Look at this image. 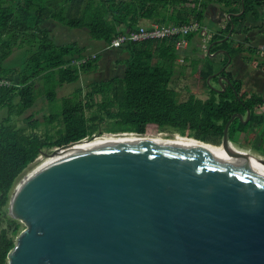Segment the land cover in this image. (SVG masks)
Instances as JSON below:
<instances>
[{
    "label": "trees",
    "instance_id": "1",
    "mask_svg": "<svg viewBox=\"0 0 264 264\" xmlns=\"http://www.w3.org/2000/svg\"><path fill=\"white\" fill-rule=\"evenodd\" d=\"M211 3L220 5L229 17L224 27L214 32L210 40L212 47L204 60H195L183 54V44L196 33H202ZM263 14L264 0H18L11 7L0 0V77L12 82L0 85V110L6 111L0 121V264H8L9 252L25 228L21 220L9 214L8 208L16 183L28 165L45 149L92 135L106 117L121 126L114 133L150 134L171 129L221 144L227 122L237 112L246 118L249 109L247 122L238 116L231 122L229 139L239 143L244 138L249 144L258 137L263 141L264 124L257 125L264 118V96L253 86H247L243 79L236 78L231 68L239 61L238 56L245 61L252 56V62L264 69V44L246 46L248 33L258 27ZM144 18L152 19L160 27L195 22L200 26L188 33L127 41L119 49H130L119 60L123 61V72L93 82L86 92L78 86L71 95L64 96L62 110L45 115L44 119L47 123L58 120L63 126L56 135L42 136L37 130L41 121L34 114L23 116L36 103L37 80L44 81L46 97L54 100L58 86L78 81L82 71H96L100 57L97 53L95 58L74 62L87 55L86 48L78 42L56 43L45 28V21L55 19L70 28L87 29L91 37L107 46L120 34L143 26L140 21ZM153 23L145 27L150 28ZM232 24L234 28L227 37ZM238 33L245 37L234 44ZM25 42L31 46L27 58L19 66H6L5 59L14 46ZM223 48L227 49L223 55L212 56ZM181 56L185 57L184 61H190L189 65L179 62ZM229 57L231 61L226 65ZM188 67L196 81L193 83L200 82L204 89L191 90L186 85L189 95L181 96L179 83L187 75ZM222 68L225 70L221 75L228 76L231 83L224 82V89L219 90L210 81L218 82L220 75L214 74ZM199 91L209 92L208 97H198ZM97 94H101L100 100ZM20 118L25 124L17 123Z\"/></svg>",
    "mask_w": 264,
    "mask_h": 264
},
{
    "label": "water",
    "instance_id": "2",
    "mask_svg": "<svg viewBox=\"0 0 264 264\" xmlns=\"http://www.w3.org/2000/svg\"><path fill=\"white\" fill-rule=\"evenodd\" d=\"M219 78L223 89V78L231 83ZM236 116L247 122L250 110L232 116L219 145L264 164L229 139ZM8 210L26 225L8 264H264V172L190 146L139 140L66 151L20 180Z\"/></svg>",
    "mask_w": 264,
    "mask_h": 264
},
{
    "label": "rangeland",
    "instance_id": "3",
    "mask_svg": "<svg viewBox=\"0 0 264 264\" xmlns=\"http://www.w3.org/2000/svg\"><path fill=\"white\" fill-rule=\"evenodd\" d=\"M207 13H208V15H210V18H206V20L212 27L217 25V22L219 20H221V16L225 17V19L228 16V14H223L222 10H220V5L215 4V3H211ZM78 37H81L80 38L81 40H79L78 44L79 45L85 44L86 48H87L86 49L87 52L96 51L100 54V57L98 60V65L100 66L102 64L103 67H100V69L98 71L97 70L96 71H82L81 72V78L78 81L72 82V83H66L64 85L58 86L57 97L54 100H49L46 97V89L47 88L45 87V91H44V81L41 79L37 80V87L39 88V90H38V97H37L36 103L23 116H26L29 114H34L35 117L41 121L40 126H38L37 130L42 136H45L47 133L56 135L57 130L63 126L62 123H58V120L55 121L54 123H47V121H45L44 119H45V115L47 116L52 112H57L59 110H62V106H63L62 103H63V97L64 96L71 95L78 86H81L84 89V92H86L88 89L91 88L93 82L108 79L116 73H122L124 70L123 61L117 62V63H113V62L120 60L122 57L127 56V53H129V51H130V49L128 47L123 48L121 50H119V49L121 46H125L128 42H125L121 46L116 47V48H109L108 49L109 53L104 54L102 52L103 50L100 51V49L98 47V44L101 41L91 37V35L89 36L86 33H83L80 29L72 30L70 32H65L61 38L56 37L55 41L57 43H62V44H69V43L71 44L72 43L71 41L73 39H77ZM233 39H234V36H233ZM196 44H200V43L197 42ZM186 72H187V75L182 76L180 83H179V87L181 88V96L189 95L188 94L189 89H191V90L192 89L200 90V88L204 89L203 84H201L200 82L198 83V85H195L193 83L195 81V79L193 80L194 76H192V74L189 72L188 68L186 69ZM244 81H245V84H247V86H249V87L252 86V84L250 82L247 83L246 80H244ZM257 84L259 87L264 88V82H262V83L257 82ZM186 85H188L190 88L187 89L185 87ZM210 85L216 89L223 90V85L220 83V78H218V82H216L214 79H212L210 81ZM219 85H222V87H219ZM196 95L198 97L206 99L209 95V92L199 91L196 93ZM96 98H97V100H100L101 94H97ZM87 113L89 115L92 114L91 111H88ZM5 115H6L5 109L0 110V121L4 118ZM17 123L19 125H22V124H25V121L22 118H20L19 120H17ZM119 128H121V126L119 124L115 123L112 119L106 117L105 120L101 124H99V126H97L95 128L94 133L92 135H88L87 137L92 138L96 135H101V134L108 133V132L114 133V130L119 129ZM160 132L163 135H167L170 137L174 136V134H175V131L171 130V129L165 130V131H160ZM157 133H159V132H152L150 134H157ZM232 143L234 144L235 147L243 148V149H246L249 151H253L256 155H260L259 152L264 153V139L262 141V140H260L259 137L256 140H254L252 142V144L244 142V138H241V141H239V143H236V142H232ZM241 143L242 144L246 143V145L244 144L245 146H243V145H241ZM255 143H259V145L256 146ZM45 150L50 151L52 149H45ZM256 151H259L258 152L259 154ZM41 156L46 157V155L44 153H41L34 162L29 164L28 167L26 168V170L21 175V177L18 179L16 185L20 182V180L22 178H24L25 175L30 173L34 168H36L42 162L43 159H40ZM260 156H263V155H260ZM8 212H9V210H8ZM24 225H25V223H24Z\"/></svg>",
    "mask_w": 264,
    "mask_h": 264
},
{
    "label": "crops",
    "instance_id": "4",
    "mask_svg": "<svg viewBox=\"0 0 264 264\" xmlns=\"http://www.w3.org/2000/svg\"><path fill=\"white\" fill-rule=\"evenodd\" d=\"M17 1L18 0H4L5 4L9 7L15 6V3H17ZM220 10H222V9H220ZM223 14H227V13L223 12ZM228 17H229V14H228ZM206 18H210V15H208V13H207ZM153 22H155V21H153L152 19H145L144 18L140 21V25L149 26ZM225 24H226L225 17H223V16H221V20H219L217 22V25L213 26V27L206 20L205 25H203L204 31H202V33H199V32L196 33L194 35V37L192 38V40H188L186 42V44H183L184 45L183 54L184 55L187 54L188 56L190 55V57H195L194 58L195 60L199 59L200 61H203L205 56H206V53H209V51L212 47V44L210 45V40H211L212 36L214 35V32H217L221 27H224ZM44 26H45V28H47L49 30L50 37L53 39V41L56 40L55 39L56 37L61 38L65 32H70L72 30H77V29H80L83 33H86L87 35L90 36L87 29H84V28H72L71 29L67 25L62 24L55 19H47L45 21ZM247 36L249 37V40L246 43V46H256V45L258 47L263 46L262 44H264V14L262 15V18L258 21V27H255V29L251 30ZM244 37H245V34H243V35L240 33L236 34L234 44L238 41H242ZM80 38L81 37H78L77 39H73L71 42L72 43L79 42V40H81ZM197 42H199L200 44H196ZM58 44H62V43H58ZM83 46L86 48L85 44ZM105 46H106V44L102 41L98 44L100 51L103 50L102 52L104 54H108L109 50L106 49ZM30 49H31V46L28 44V42L27 43L25 42L22 45L14 46L13 52L11 54H9L7 56V58L5 59L6 66L16 67V66L21 65L23 60L26 59L27 56L29 55L28 50L30 52ZM223 49H219L218 51L213 53L212 56L223 55L225 53V51H223ZM89 52H91V51H89ZM243 54H244V52H243ZM246 54L247 53L245 52L244 55H246ZM238 58H239V61L235 62V66L234 67L231 66V68H233V71L235 73L236 78L243 79V81L246 80L247 83L250 82L252 84V86L254 87V90H256L257 92L261 93L264 96V88L259 87L257 84V82H260V83L264 82V69L259 68L256 63L254 64L252 62V60H251L252 56L247 61L243 60L241 56H238ZM238 58H236V59H238ZM263 58H264V56H263ZM184 59H185V57L181 56L179 58V62L181 61V63H185V64L189 65L190 61L186 62V61H184ZM117 62H120V61L117 60L113 63H117ZM202 65H203V62H200L199 66H202ZM100 67H103L102 64L98 67L97 71L100 69ZM188 69H189V67H188ZM224 70H225V68H222V69H219L217 72H219L220 76H226V75H221L222 71H224ZM189 71L192 74L191 69ZM226 77H228V76H226ZM244 83H245V81H244ZM260 111H262V110H259V112ZM258 121H260L259 124L257 125L258 127H259V125L264 124V118H261V120H258ZM251 152H253V151H251ZM256 152L258 153L259 151H256ZM259 153H260V155L264 156V153H262V152H259Z\"/></svg>",
    "mask_w": 264,
    "mask_h": 264
},
{
    "label": "bare ground",
    "instance_id": "5",
    "mask_svg": "<svg viewBox=\"0 0 264 264\" xmlns=\"http://www.w3.org/2000/svg\"><path fill=\"white\" fill-rule=\"evenodd\" d=\"M139 140L151 141V142H154V141L169 142V143H174V144H178V145L190 146V147L197 148L199 150H203L205 152L217 155L221 158H224V159L232 161V162H237L240 164L252 166V167L257 168V169L261 170L262 172H264V164L260 163L256 159L243 161V160L233 158V157L227 155L225 153V151L223 150V147L220 145H215V144L210 143V142L202 141V140H199L195 137L183 135V134L178 133V132H176L174 134V136H172V137L167 136V135H163L161 132L158 134H140L137 132H130V131H122V132H118V133H111V132L109 133L108 132V133H104L101 135H96L95 137H92V138H86V139H84L78 143H75V145L73 147L62 151L61 153L53 154V155L46 156V157L41 156L40 159H43L42 162H44V161H46V160H48L54 156H57L59 154L64 153L66 151H69V150H72L75 148H79L82 146H86L89 144H94V143L139 141ZM243 150H246V149H243Z\"/></svg>",
    "mask_w": 264,
    "mask_h": 264
},
{
    "label": "built area",
    "instance_id": "6",
    "mask_svg": "<svg viewBox=\"0 0 264 264\" xmlns=\"http://www.w3.org/2000/svg\"><path fill=\"white\" fill-rule=\"evenodd\" d=\"M199 24L197 22L193 24H183V25H172V26H159L158 23H153L150 28L145 26H141L137 30H132L128 33L120 34L115 37L111 43L106 46V49L115 48L121 46L123 43L127 41H144L148 38L158 37L168 34H176V33H188L191 30H196L199 28ZM96 51L87 52V55L82 57L81 59L75 60L74 62H83L90 58L97 57ZM12 82L5 77H0V85L11 84ZM88 138V137H86Z\"/></svg>",
    "mask_w": 264,
    "mask_h": 264
},
{
    "label": "flooded vegetation",
    "instance_id": "7",
    "mask_svg": "<svg viewBox=\"0 0 264 264\" xmlns=\"http://www.w3.org/2000/svg\"><path fill=\"white\" fill-rule=\"evenodd\" d=\"M223 82H226L225 80H224V78H223ZM229 83V82H228ZM225 87V86H224ZM247 115H248V112H247ZM244 116V115H243ZM247 117V116H246Z\"/></svg>",
    "mask_w": 264,
    "mask_h": 264
}]
</instances>
